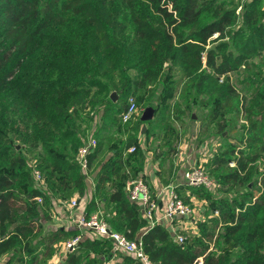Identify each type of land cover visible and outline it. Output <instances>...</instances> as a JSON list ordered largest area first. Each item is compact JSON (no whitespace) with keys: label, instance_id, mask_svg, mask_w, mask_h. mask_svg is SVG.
<instances>
[{"label":"trees","instance_id":"1","mask_svg":"<svg viewBox=\"0 0 264 264\" xmlns=\"http://www.w3.org/2000/svg\"><path fill=\"white\" fill-rule=\"evenodd\" d=\"M260 1L249 0L242 13L244 28L232 29L235 8L225 0H0V259L7 254L5 264H47L63 242L80 233L62 223L47 227L52 206L86 190V214L97 211L114 229L140 238L154 264H200L199 256L201 264H264ZM255 55L263 57V71L248 76V96L229 80L216 82L240 67L250 68ZM177 74L185 91L193 90L208 108L205 115L222 136L199 165L215 181L229 183L228 190L244 186L232 196L218 197L204 185L177 181L173 187L186 204L191 198L206 200L207 217L197 221L199 232L177 229L183 241L163 222L150 224L126 189L127 181L139 176L149 149L160 181L175 177L183 107L176 102L171 118L164 92L156 90L159 84H174ZM110 90L118 93L117 100ZM134 93L147 101L136 99L137 114L123 121L120 113ZM152 100L154 116L142 120L140 113ZM231 112L247 128L235 144L226 143L223 134ZM10 122L22 125L21 139L44 175L41 185L9 134ZM91 138L95 143L88 148L84 169L76 154ZM149 189L154 198L157 190ZM38 196L43 202L36 201ZM214 211L219 214L212 218ZM212 219L223 229L210 246ZM112 245L108 237L82 233L59 264H142L122 252L113 256ZM234 248L238 254L229 258Z\"/></svg>","mask_w":264,"mask_h":264},{"label":"rangeland","instance_id":"2","mask_svg":"<svg viewBox=\"0 0 264 264\" xmlns=\"http://www.w3.org/2000/svg\"><path fill=\"white\" fill-rule=\"evenodd\" d=\"M249 0H225L226 5H229L231 8H235V14H236V19L232 23L231 28H237L238 26H242L244 28V22H243V10ZM260 4L264 6V0L260 1ZM255 11V10H254ZM258 12L260 13L261 11L255 12L254 16L258 15ZM263 14H264V9H263ZM253 17V16H252ZM253 19V18H252ZM263 22H264V16H263ZM214 36V35H213ZM252 61V65L250 68L246 67H240L237 71L228 73L225 75L224 80H221L220 78L216 81L218 83H222L225 80H229L237 89L238 92L248 96L249 91L251 89L250 82L248 81V76L250 78H256L258 76V73L263 71L262 69V61L263 57L260 55H255L250 59ZM179 75H175L173 77V80H175L174 84L172 85L171 82L169 81L166 84H159L156 90V94L159 92L163 91L164 92V101L166 104V109L168 113L170 114L171 118H175L176 116V110L174 109V105L176 102H178V106L182 108L183 110V120L182 123L179 124V140L177 142V152L180 150H187V153L192 154L191 158H188V156L184 157V159H180L179 162V167L182 168V171L189 167L190 165L193 164H200L202 163L205 158L211 154L212 150L217 148L218 144H220L222 140V136L216 131L215 127L213 126V123L211 120L206 117L205 112L208 109V103H206L205 109L203 106L202 101H200V97L194 95V91L186 92L185 88V82L182 79H179ZM223 79V76H222ZM115 90H110L109 91V96L111 92ZM135 96V99L140 101V103L145 104L147 100H145L144 96L140 99L139 95L137 93L133 94ZM111 97V96H110ZM205 98H207V95H204ZM153 103H147L148 104H154V100H152ZM210 103H212L210 101ZM145 105V106H146ZM210 107V105H209ZM194 114V117L190 116L191 113ZM227 119L229 118V123L226 124V129L224 130V133L226 138L225 142L230 143V144H235L237 142V138L243 134L244 132L247 131V128L245 126V121L239 116V114L231 112L229 115H226ZM15 119V118H13ZM18 122H12L9 123V131L10 135L13 136L15 144L18 148H21L22 152L25 153L28 156V164L31 168V175L32 179L34 178L33 175V170L32 168H39L37 163L34 161V153L32 150H30V145L28 143L23 142L21 137H22V125L20 126L17 125ZM88 129V130H87ZM91 129L86 127L85 132L89 133ZM162 133V131H160ZM157 143H154L156 145ZM180 149V150H179ZM184 153L186 151H183ZM263 158L260 160V167L259 170L264 172V152H263ZM194 157V158H193ZM147 160V159H146ZM146 162V161H145ZM36 163V164H35ZM40 169V168H39ZM43 175V172H42ZM259 177V174L255 175ZM35 180V179H33ZM43 180H44V175H43ZM36 182V181H35ZM37 183V182H36ZM42 184V183H41ZM38 184V185H41ZM229 183L222 184L220 181H215L212 186L206 187L208 190H210L213 194L217 195L218 197L222 196H232L236 193H238L240 190H242V187L244 189V186L240 187L238 185L232 186L231 190H228ZM81 198L82 203L85 204L86 200L89 197V190H86V193L84 194ZM205 199H198V198H191V201H188V205H190L193 210V220L192 216H185V217H177L175 219V223L179 226V228H182L185 226L184 224H181V221L183 220H192L187 224V227H184L188 230V232L192 233H198L200 227L198 226L197 221L199 220H204L207 216L204 215L203 210H204V204H205ZM43 202V200H42ZM43 205V203H42ZM76 212V208H70L68 209L65 206V203L63 200H58L56 204L52 206L51 209V216L54 214V220L51 218L47 225H52V226H57L58 224H65L67 226H74L73 223L74 220L72 218V215ZM219 213L214 211L212 212L211 215L213 216L212 218L218 217ZM250 224V223H249ZM249 224H246L243 229H247L249 227ZM223 229V225H221V222H218V225H216L215 220H210L208 222V230L213 232V237L212 240L209 241L210 246L214 245V240H215V235L217 232ZM91 232V230L89 231ZM112 251L113 256L119 255L121 252L114 249V246L110 248ZM238 254V249L234 248L229 250L228 256L229 258H235ZM64 255L60 252H58L57 256L54 257V259L59 260L61 257Z\"/></svg>","mask_w":264,"mask_h":264},{"label":"built area","instance_id":"3","mask_svg":"<svg viewBox=\"0 0 264 264\" xmlns=\"http://www.w3.org/2000/svg\"><path fill=\"white\" fill-rule=\"evenodd\" d=\"M138 107L135 96L130 94L127 98V106L120 113L123 121L129 120L133 115L137 114ZM95 143V138H91L85 144L78 147L76 158L81 163L84 169L87 168V151L90 145ZM129 151L134 150V145L128 148ZM234 162L230 161V165ZM34 179L37 184L43 183V175L39 168H32ZM184 180L188 184L192 185H204L206 187L212 186L215 182L214 178L208 173V171L199 164H193L184 169ZM128 196L134 202L139 203L142 208L143 216L148 220L150 224L155 221L163 222L169 227L175 234L178 241H183L184 236L182 233H177L179 226L175 223L177 217L192 216L193 208L186 204L179 196L173 186H167L161 192L152 198L150 195V189L148 183L145 181L142 175L136 176L127 181L126 185ZM79 195L74 194L68 200L64 201L65 206L70 208H76V212L72 215L75 223L74 226L80 229V233L76 236L66 240L60 246L58 252L64 255L65 252L75 248V245L80 238L81 234L91 235L92 233L98 236L108 237L113 241L114 249L128 255H132L142 262V264H154L144 251L142 241L140 238H129L123 232L114 229L97 211L86 214L85 204L82 203ZM42 197L38 196L36 201L42 202ZM217 212V211H216ZM192 220H186L188 224ZM187 227V225L183 226ZM198 263H202V256L196 258Z\"/></svg>","mask_w":264,"mask_h":264},{"label":"crops","instance_id":"4","mask_svg":"<svg viewBox=\"0 0 264 264\" xmlns=\"http://www.w3.org/2000/svg\"><path fill=\"white\" fill-rule=\"evenodd\" d=\"M117 98L115 100H117ZM112 100H114V99H112ZM183 151H186V152L184 153ZM190 153H192V152H190ZM190 153H187V150H180V151H178L176 153L174 167L175 168L177 167L176 168L177 172L175 174V177L170 179L171 180L170 182L164 184V183H162L160 181L158 175L155 173V171L157 169V162H156V160H153L154 159V156L152 155V150L149 149V150L146 151V154H148L147 157H146L147 160L144 163L143 169L140 170L139 175H142L144 177L145 181L148 183V185L149 186H153V188L157 190V193L163 191L165 189V187H167V186H174L177 181H179V182H185L184 176H183V171H182V168L178 166L179 165V162L178 161L181 158L184 159L185 156L186 157L188 156V158H191L192 157V154H190ZM86 176H87L88 182L90 183V178H91L90 175L89 174H86ZM83 196H85V195H80V197H83ZM50 214H51V212H50ZM53 217H54V214H52V217H51L54 220ZM181 224L182 225L183 224L184 225H187L185 220L181 221ZM47 227H52L53 228L54 226H52V225L49 224ZM57 254H58V252L55 253L48 260V263L47 264H59L61 262V260H62L63 257H61V259H59V260L56 261V259H54V257L57 256ZM7 257H8L7 254L3 255L1 257V259H0V264H5V261H6Z\"/></svg>","mask_w":264,"mask_h":264},{"label":"water","instance_id":"5","mask_svg":"<svg viewBox=\"0 0 264 264\" xmlns=\"http://www.w3.org/2000/svg\"><path fill=\"white\" fill-rule=\"evenodd\" d=\"M110 96L112 97V99L115 100L118 97V94L116 91H113V92H111ZM154 113H155L154 106L151 104H148L142 109V111L140 113V118L142 120L151 119L154 116ZM145 127H146L145 124H143L142 125V132L145 130Z\"/></svg>","mask_w":264,"mask_h":264}]
</instances>
